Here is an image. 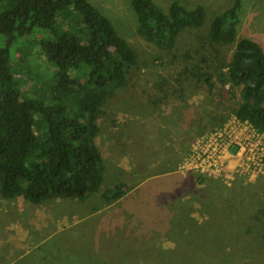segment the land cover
<instances>
[{
    "label": "rangeland",
    "instance_id": "1",
    "mask_svg": "<svg viewBox=\"0 0 264 264\" xmlns=\"http://www.w3.org/2000/svg\"><path fill=\"white\" fill-rule=\"evenodd\" d=\"M179 1L188 8L201 5L205 19L182 30L173 47L162 48L139 32L129 0H90L109 17L137 60L126 84L97 115L95 141L104 180L83 199L50 197L36 204L0 192V233L32 236L16 248L0 242V264H264V175L234 180L228 185L241 190L236 188L226 201H214L224 205L219 211L224 223L237 218L247 225L248 231L242 232V226L225 243L214 238L200 241L197 248L192 237L182 239L177 229L183 211L171 209H178V198L188 201L191 209L185 210L183 223L191 231L210 216L205 205L190 201L191 185L178 167L191 141L221 118L226 121L240 102V87L221 85L219 78L225 77L239 38H251L264 50V0H240L236 39L226 44L210 40L209 24L235 0ZM154 2L167 10L172 0ZM40 36L16 46L13 67L23 95H45L53 71L38 44ZM118 181L127 182L129 191L105 202L101 190ZM203 191L207 204L215 194ZM207 221L210 230L213 224ZM222 229L218 226L216 233L225 236ZM165 242L174 247L165 250Z\"/></svg>",
    "mask_w": 264,
    "mask_h": 264
},
{
    "label": "trees",
    "instance_id": "2",
    "mask_svg": "<svg viewBox=\"0 0 264 264\" xmlns=\"http://www.w3.org/2000/svg\"><path fill=\"white\" fill-rule=\"evenodd\" d=\"M129 3L139 32L162 48L173 47L182 30L199 26L205 19V10L199 4L188 8L179 0H172L164 10L154 0H129ZM239 9L240 0H235L214 16L209 24L210 40L222 44L235 41ZM36 35H41L40 49L54 67L45 95H23L15 80L13 58L16 46H27ZM136 63L130 45L118 34L109 17L90 0H0L1 195L21 196L38 204L50 197L83 199L99 190L104 166L95 141L97 115L102 104L126 84ZM219 80L221 85L231 82L240 87L241 100L232 108L233 115L263 129L261 45L248 37L239 38L225 77ZM225 119L221 118L214 126L222 125ZM183 181L191 185L187 188L191 191L190 201L205 205L213 231L208 229L207 219L197 221L191 231L189 224L183 223L184 215L189 212L185 210H190L191 205L186 199L178 198L174 201L178 209L174 206L171 209L183 211L177 229L182 239L192 237L198 248L200 241L215 238L225 243L229 235L233 238L241 232L244 224L237 218L224 223L219 216L224 205L214 203L228 200L236 194L238 186L193 172L186 174ZM237 183L242 185L241 181ZM129 189L127 182L118 181L102 189L100 196L110 203ZM205 189L215 194L207 204ZM218 226L223 228L225 236L221 231L216 233ZM244 227L242 232L248 231L247 225Z\"/></svg>",
    "mask_w": 264,
    "mask_h": 264
},
{
    "label": "built area",
    "instance_id": "3",
    "mask_svg": "<svg viewBox=\"0 0 264 264\" xmlns=\"http://www.w3.org/2000/svg\"><path fill=\"white\" fill-rule=\"evenodd\" d=\"M178 169L184 175L201 173L225 184L264 175V128L232 114L191 141Z\"/></svg>",
    "mask_w": 264,
    "mask_h": 264
},
{
    "label": "crops",
    "instance_id": "4",
    "mask_svg": "<svg viewBox=\"0 0 264 264\" xmlns=\"http://www.w3.org/2000/svg\"><path fill=\"white\" fill-rule=\"evenodd\" d=\"M5 235H8L6 233H0V242H12L8 243L7 247L9 248H16L23 246V243L28 240L29 237H32L31 234H25V233H13L11 235H8V237H5ZM105 238L110 239L109 236H106ZM17 242V243H16ZM22 243V245H21ZM26 244V243H24ZM27 245V244H26ZM1 246V245H0Z\"/></svg>",
    "mask_w": 264,
    "mask_h": 264
},
{
    "label": "clouds",
    "instance_id": "5",
    "mask_svg": "<svg viewBox=\"0 0 264 264\" xmlns=\"http://www.w3.org/2000/svg\"><path fill=\"white\" fill-rule=\"evenodd\" d=\"M164 247H165V250H167L170 247H174V244L172 242H165Z\"/></svg>",
    "mask_w": 264,
    "mask_h": 264
}]
</instances>
